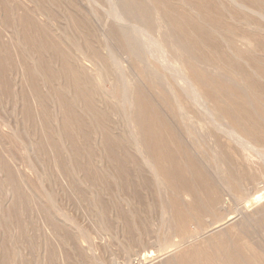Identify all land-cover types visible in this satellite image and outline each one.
I'll return each mask as SVG.
<instances>
[{"label": "rangeland", "instance_id": "obj_1", "mask_svg": "<svg viewBox=\"0 0 264 264\" xmlns=\"http://www.w3.org/2000/svg\"><path fill=\"white\" fill-rule=\"evenodd\" d=\"M125 4L133 11L125 13ZM141 8L148 34L136 28ZM163 8L206 28L213 46L205 37L195 48L182 42ZM252 9L239 0H0V264H132L137 253L144 254L142 264H168L176 254L171 243L186 247L172 232V210L173 201L191 198L159 175L141 143L143 116L132 88L167 123L161 127L166 146L187 150L212 181L220 195L216 208L236 210L209 117L231 124L194 86L210 115L194 106L172 110L163 98L184 100L188 88L176 66L186 77L187 71L168 54L187 56L217 83L220 103L264 135V22ZM252 32L262 41L251 40ZM122 38L130 53L118 46ZM157 41L168 53L152 51ZM131 58H139L143 74ZM235 130L249 143L232 144L230 163L250 182L245 190L264 194V141ZM198 198L204 210L187 221V243L253 210L213 223L203 195ZM255 229L244 240L264 255V233Z\"/></svg>", "mask_w": 264, "mask_h": 264}, {"label": "bare ground", "instance_id": "obj_2", "mask_svg": "<svg viewBox=\"0 0 264 264\" xmlns=\"http://www.w3.org/2000/svg\"><path fill=\"white\" fill-rule=\"evenodd\" d=\"M239 1H242L250 5L253 8L251 11L257 14L264 22V0H239ZM131 8H132L131 6L125 4L123 11L125 13L130 11L132 12L133 10ZM138 13H139L140 22L142 20V23L136 25V28L141 33L148 34L149 33L148 27L151 25L150 21L147 19L149 17L148 12L147 10L141 8L138 11ZM163 13H165V15L169 17V25L171 29L173 30L174 33L178 34L182 42L187 40L189 46L195 48L198 41L202 40L205 37L207 41L211 40L212 42L211 47L213 46L212 35L209 33V31L206 28L204 29L200 24L192 22V20L189 19L187 14L172 13L169 8H163ZM207 13L209 15L210 11L207 10ZM242 37L248 39L249 36L244 35ZM249 38L257 43L262 41L261 37L257 34V32H252ZM114 40L116 39L114 38ZM126 43L127 42L124 41L123 38L118 40V46L123 48L125 51L129 52L128 49L131 46H128L127 48ZM157 43H158V47L153 48L154 50H152L154 53H156V50L158 51V49L163 52L166 51L168 53V48H166L162 43H160V41L159 42L157 41ZM235 49L238 52L241 51L239 48L235 47ZM169 50L175 55L178 54V48L176 47H171ZM132 51L133 49L131 50V52ZM168 55L170 56V58L174 59V62L176 61L178 63H181V67L187 71V74L189 76L186 77L183 70L180 67L176 66V64L174 63L175 64L174 66H176V71L178 72L179 75L178 77L179 80H181L185 85L186 89L187 88L188 89L185 92V95H183L184 100L175 97L173 100L174 103H171V99H169L168 97H164L162 95L164 97L163 98L164 102L167 103L168 107L171 108L172 110L173 109L180 110L183 109L184 107L190 109L191 107L194 106L197 109L202 110L204 113H207L208 115H210L209 113H211V109H212V111L222 115L225 118V120L233 126V127L231 125L226 126L225 124L218 122L216 119L209 117L210 118L209 123L211 124L212 127V129L210 130L213 139L212 141L215 150L217 152L215 158L216 160L217 158L218 159L220 158V160H222L225 164V168L223 172V182L225 188L228 189L229 193L230 192L233 193V195L236 196L239 202V206L235 208L236 210L234 211L226 210V212L223 213L216 208V203L220 201V195L218 194L214 186H212L213 184L212 185L209 184L212 181L210 180V182H208L209 180L207 179L205 173L203 172V170L200 169L195 159L187 150L179 147V150L178 151L176 150L175 152L166 146L165 140L163 138L164 134L163 131L161 130L162 129L161 127L167 128L168 126L167 123L163 118H161L159 112L155 110V107H153L151 102L143 96L142 91L138 88L136 89L132 88L131 90H133L135 111L143 116L141 121L142 126L140 129L141 143L144 145V148L148 153V155L150 156V158L156 164L159 175L162 178H164L167 182H169L171 185L173 184L174 185L173 187L175 189L184 191L186 195L188 194L189 198H191V201L185 203L182 202L178 203L176 202V200L173 201L172 211H173L174 221H172L173 222L172 232L176 233L178 236H181L178 243H182L186 247L183 249L182 248L178 249L177 243L176 244L171 243L170 246L172 249L174 250L176 249V254L173 260L174 262L171 263L170 261H168V264H264V255L255 249L253 242H251L253 243L251 244L248 241L249 239L246 241L244 240V235L247 234L248 231L253 227L259 231L261 230V232L264 233V202H263L264 194H262V192L254 190L257 187L253 188V186L250 187L252 188L251 192L245 190V187L248 186L250 182L247 181L248 180L247 177L246 179L244 178L242 179L240 177V174L236 170L235 166L230 163L231 155L230 152L228 151L232 147L233 143L241 147H244L245 144L249 143L236 132L235 128L240 129L246 136L251 137L258 141H264V135L261 136L255 130V126L248 123L245 118L238 119L234 114L229 112L227 107L223 106L220 103L218 99V95L220 94V89L216 86L217 83L210 76H208L203 70L199 69L195 64V62H193L187 56L184 57V55L178 56V59H176V57L174 58V56L170 54ZM132 56L135 55L132 54ZM218 56L221 58L222 61H229L232 63V61L228 57L224 56L223 53L222 54L219 53ZM138 59L131 58L130 62L131 64L136 65L135 69L137 70L138 73H142V67L137 62ZM65 65L67 64L65 63ZM69 79L72 82L76 83L77 75L74 72H72V76ZM193 86L198 88L201 94L203 95V97L211 103L210 104L211 109L205 103L204 99L202 98V95H200L199 92ZM124 88L126 92H128L130 89L129 87L128 88L124 87ZM237 93L239 92L237 91ZM168 131H170V128ZM222 136L225 137V140L222 139ZM177 153L183 156L184 162L178 159ZM198 181L203 185L202 188L197 183ZM199 191L200 194L203 195L204 198L203 200L206 204L205 208L210 209L213 213L212 216L213 223H218L222 219L224 220V217L222 216H229V218H231V216L235 213L238 214L242 213L243 215L244 214L243 212L249 210L250 208L253 209L252 211L250 210L251 211V214H249L250 219L248 218V216L245 218L251 220L252 222L248 223V220H245L243 215L242 218L237 217L233 221H227L228 222L227 224H225L224 226L222 225L221 227H218L215 230H212L208 234V236L203 237L204 236L203 235L202 236L203 238L201 240H198L197 242L187 243L188 242L187 236L190 235L189 231L185 227L187 221L191 219V216H193L194 214L196 215L201 214L202 211L204 210L203 208H201V205L199 204V198H198L200 195ZM259 204L261 205L258 206L257 208L254 207ZM143 255L144 254L142 253L135 254L134 255L135 258L131 260V263L142 264L141 262Z\"/></svg>", "mask_w": 264, "mask_h": 264}]
</instances>
